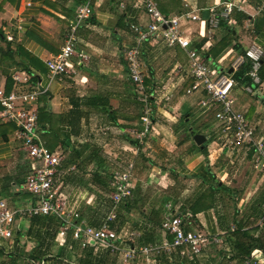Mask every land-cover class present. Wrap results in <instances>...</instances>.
I'll use <instances>...</instances> for the list:
<instances>
[{"label":"crops","instance_id":"0c3cea01","mask_svg":"<svg viewBox=\"0 0 264 264\" xmlns=\"http://www.w3.org/2000/svg\"><path fill=\"white\" fill-rule=\"evenodd\" d=\"M156 1L166 16L184 12L200 15L199 20L182 19V30L211 67H228L229 71L232 60L253 44L264 47V0H243V10H235L230 20H222L214 30L208 26L209 8L227 0ZM86 4L92 13L76 30V51L86 56H72L68 71L61 78H51L47 60L61 51L77 7ZM241 15L244 17L239 20ZM149 23L142 0H0V87L7 92L44 90L37 100L38 119L45 121L38 123L43 142L62 155V163L80 150L79 157L74 156L79 163L64 168L60 177L61 200L78 210L81 219L93 227L101 226L115 213L110 225L118 233L138 232L135 242L121 244L125 248L171 242V233L162 222L166 216L179 215L185 220L193 216L191 207L207 188L197 175L208 168L222 174V182L234 192L245 189L239 203L241 211L264 186L258 151L250 144L232 143L234 130L229 135L223 133L216 106L207 110L202 105L208 98L205 90L188 92L194 78L187 67L186 50L160 39L138 42L139 34L132 25L147 27ZM225 43L229 44L226 49L215 54ZM138 45L154 108L152 129L143 144L133 142L131 130L141 126L143 114L136 87L129 80L126 59L127 50ZM234 92L236 109L254 126V138L263 139L264 79L251 91L247 85L236 84ZM169 94L172 98L167 101L164 97ZM18 131L15 121L0 119V201L11 208L36 202L25 187L32 162ZM196 134L204 135L205 141L199 144ZM94 149L108 156L110 166L128 167L133 163L131 187L132 191L136 189L137 201L132 202V208L122 207V201L116 204L112 191L93 182L97 161L88 160ZM186 210L187 216L180 215ZM225 213L230 215L228 219L234 216L233 209L227 213L222 206L221 210L199 212L194 222L185 221L184 226L209 238L200 252L194 253L188 246L173 247L172 253V249L161 251L168 252L171 264H264V251L258 248L245 261L224 254L228 234ZM241 215L244 220L255 219L251 211ZM48 216L51 214L18 217L12 226L13 235L0 239V264H81L87 260V248H92L95 264H150L151 254L158 259L161 253L151 252L127 262L119 251V258L112 261L110 250L83 245L71 229L62 234L61 226ZM261 223V219L256 222ZM230 225L234 228L232 222ZM183 249L187 255H182ZM256 250L262 251L263 258L252 255ZM33 252L41 259H30L27 255Z\"/></svg>","mask_w":264,"mask_h":264},{"label":"built area","instance_id":"2783aa9c","mask_svg":"<svg viewBox=\"0 0 264 264\" xmlns=\"http://www.w3.org/2000/svg\"><path fill=\"white\" fill-rule=\"evenodd\" d=\"M150 23L147 27L132 25L138 32V42L153 39L163 40L167 45H180L188 54V70L194 78V82L188 92L203 89L207 92L208 98L202 101L203 107L207 110L216 106V118L222 124V131L229 135L232 129L235 138L232 143L250 144L255 151H258L262 159L261 167L264 168V138L256 140L255 128L247 117L235 107L237 97L234 88L237 84L234 76L227 69L211 67L199 56L196 48L191 46V39L183 34L182 19H201L200 15L191 12H184L181 15L166 16L160 10L156 0H142ZM243 0H227L209 8L208 26L214 30L219 27L223 19L230 20L235 10H243ZM92 13L89 4L78 6L74 21L65 37V43L61 51L47 60L51 78H61L67 71L69 62L74 55L85 58V54L76 51L77 34L76 30L81 20ZM12 40V36L8 35ZM126 59L129 65L130 81L138 90V100L143 104L144 110L141 117V126L132 128L131 132L135 139L143 144L148 137V133L153 125V104L151 95L145 90V73L141 62L140 45L131 47L126 52ZM264 59V47L253 44L242 55L232 60L230 66L236 70L246 60L251 61L249 75L252 84L247 86L251 91L254 85L260 81L261 62ZM230 67V68H231ZM16 79L21 78L16 75ZM44 93V90H32L23 92L13 90L7 92L0 87V119L4 121H15L19 126V136L23 139V146L27 157L31 160V171L26 177V189L35 196L36 202L32 205L18 208H11L6 201H0V239L13 235V224L18 217H31L37 214H55L60 217L64 224L61 233L69 229L73 231L75 239L82 241L83 245L102 246L112 252H122L125 261L140 258L141 255H148L151 252H161L163 248L171 250L173 247H190L191 251L198 253L209 238L193 230L185 229V221L181 216H166L162 222V227L174 237L171 242L163 245H130L125 248L123 243L135 242L137 231H132L129 235H123L111 227L110 222L116 218L115 213H111L101 226L93 227L84 222L78 210L70 209L59 196L60 177L65 172L62 167L63 157L56 151L48 148L43 142L38 132V107L37 100ZM172 94L164 97L170 100ZM218 106V107H217ZM133 163H129L126 170H116L112 179L114 190L111 193L112 199L119 204L123 198L132 194L131 179ZM182 255H187L183 249ZM253 256L259 255L262 251L256 250Z\"/></svg>","mask_w":264,"mask_h":264},{"label":"trees","instance_id":"16d2710c","mask_svg":"<svg viewBox=\"0 0 264 264\" xmlns=\"http://www.w3.org/2000/svg\"><path fill=\"white\" fill-rule=\"evenodd\" d=\"M243 15L239 17V20L243 19ZM225 19H223L224 21ZM229 44L225 43L219 48H217V51L215 54L219 55L226 49V47ZM214 47V46H213ZM211 48V50H214V48ZM128 62V61H127ZM251 61L246 60L238 69L232 72V75L234 76L237 84L239 85H250L252 84L251 77L249 76V71L251 70ZM260 78L261 81L264 79V59L261 62V68H260ZM128 76H129V65H128ZM130 80V77H129ZM131 82V81H130ZM132 83V82H131ZM148 80H146L145 76V90L147 93L153 95V91L148 87L147 85ZM135 88V87H134ZM137 91V97H138V90ZM138 99V98H137ZM140 102V101H139ZM141 103V102H140ZM141 115L143 114V104ZM1 106V105H0ZM141 109V108H140ZM40 123H44L45 121L42 119V117L39 119ZM48 123V122H47ZM133 142L138 143V140H134ZM206 148V147H205ZM205 151V150H204ZM78 154V157L80 155V150H77L75 155ZM74 156L71 158H67L64 160L63 168H68L71 165H74L78 162V158H76V161L74 160ZM108 156L103 154L100 149H94L92 155L90 156V159L88 160V163H91L93 161L97 164V169H95L93 173L92 180L94 183H96L99 187L103 188L107 192H111L114 190V187L112 186L111 182L114 178V172L116 170H126L127 165L125 167L123 165L115 164L108 165L107 159ZM114 167V168H113ZM124 167V168H121ZM198 178H201L204 184L207 185V188L205 191L197 198V200L194 202L193 206L191 207V211L193 213V216L186 217L187 221H196L197 214L203 210L210 209V208H216L221 210L222 206L224 209H227V213H230V211L233 209L234 216H231V219H228L229 214L227 215L225 213V220L226 221V228H227V235L225 236V242L223 244V251L224 254L232 255L233 259H237L239 261H245L247 258L250 257L251 252L258 248L264 251V186L259 188L258 191L251 197V199L245 204L243 211L239 208V203L241 199L245 195V189H240L236 192L231 190L230 186H228L225 182H222L221 179L218 178L217 174L212 171V169L208 168L205 173L201 175H197ZM136 190V189H135ZM133 189L132 194L130 196L125 197L122 202L121 206L125 208H132V202L137 201L135 198L137 195V192ZM219 195H221L219 197ZM143 209V208H142ZM186 211L180 212V215H186ZM248 211H251L253 214V217L255 218L253 221L247 219L244 220L242 217V212L247 214ZM175 213V212H174ZM120 214V213H119ZM177 215V214H174ZM178 216V215H177ZM48 218L55 221L59 227L63 226L64 222L61 220L57 215L51 214V216H48ZM258 219H261V224H256ZM184 219V221H186ZM224 220V219H223ZM163 221V219L160 221V223ZM233 223L234 228H232V225L230 223ZM114 223V222H113ZM225 223V222H223ZM256 225H255V224ZM254 224V225H253ZM113 225V224H112ZM251 225V226H250ZM186 230H190V228L185 226ZM168 232V231H167ZM258 232V234H257ZM169 233V232H168ZM173 235L171 234L169 240H173ZM173 249L171 250L172 253ZM86 261H81V264H95L93 262V252L92 248H87L86 252ZM112 254L110 256V260L116 261L119 258V254L116 252L113 254V252L110 251ZM167 251H161L160 254H158V259L153 258V253L150 256V264H171L170 258L167 255ZM179 254V252H178ZM32 260H39L41 259L40 255H37L36 253H31L27 255ZM44 257V256H43ZM42 257V258H43ZM135 261V260H133ZM113 264V263H112Z\"/></svg>","mask_w":264,"mask_h":264},{"label":"water","instance_id":"95a60500","mask_svg":"<svg viewBox=\"0 0 264 264\" xmlns=\"http://www.w3.org/2000/svg\"><path fill=\"white\" fill-rule=\"evenodd\" d=\"M234 71V69L233 68H230L229 69V72L230 73H232ZM195 139H196V141L199 143V144H201V143H203L204 141H205V136L204 135H202V134H196L195 135Z\"/></svg>","mask_w":264,"mask_h":264},{"label":"rangeland","instance_id":"374dc122","mask_svg":"<svg viewBox=\"0 0 264 264\" xmlns=\"http://www.w3.org/2000/svg\"><path fill=\"white\" fill-rule=\"evenodd\" d=\"M211 111V110H210ZM211 115H213V114H211ZM218 125H219V123H218ZM229 156V155H228ZM228 159L227 160H229L231 157H227ZM245 164V163H244ZM249 164V163H248ZM232 165H234V164H232ZM243 165V164H242ZM246 168H247V164L245 165V167H244V169L246 170ZM218 175V177H220V179H222V174H217ZM60 198L62 199V197L60 196Z\"/></svg>","mask_w":264,"mask_h":264}]
</instances>
